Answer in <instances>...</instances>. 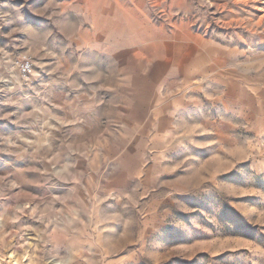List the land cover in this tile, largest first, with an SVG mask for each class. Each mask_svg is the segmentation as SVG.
<instances>
[{
  "label": "rangeland",
  "instance_id": "obj_1",
  "mask_svg": "<svg viewBox=\"0 0 264 264\" xmlns=\"http://www.w3.org/2000/svg\"><path fill=\"white\" fill-rule=\"evenodd\" d=\"M0 264H264V0H0Z\"/></svg>",
  "mask_w": 264,
  "mask_h": 264
},
{
  "label": "built area",
  "instance_id": "obj_2",
  "mask_svg": "<svg viewBox=\"0 0 264 264\" xmlns=\"http://www.w3.org/2000/svg\"><path fill=\"white\" fill-rule=\"evenodd\" d=\"M30 63L27 59H23V61L21 62L20 68L22 70L23 73H30L31 68H30Z\"/></svg>",
  "mask_w": 264,
  "mask_h": 264
}]
</instances>
